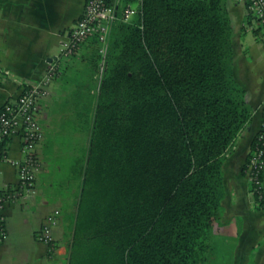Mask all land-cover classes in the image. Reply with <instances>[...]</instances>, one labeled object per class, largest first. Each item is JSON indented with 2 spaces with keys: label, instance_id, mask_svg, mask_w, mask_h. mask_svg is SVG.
Masks as SVG:
<instances>
[{
  "label": "trees",
  "instance_id": "16d2710c",
  "mask_svg": "<svg viewBox=\"0 0 264 264\" xmlns=\"http://www.w3.org/2000/svg\"><path fill=\"white\" fill-rule=\"evenodd\" d=\"M226 1L142 0L114 24L89 147L70 168L67 264L208 263L224 163L252 118Z\"/></svg>",
  "mask_w": 264,
  "mask_h": 264
},
{
  "label": "crops",
  "instance_id": "0c3cea01",
  "mask_svg": "<svg viewBox=\"0 0 264 264\" xmlns=\"http://www.w3.org/2000/svg\"><path fill=\"white\" fill-rule=\"evenodd\" d=\"M86 0H0V108L29 85L40 80L48 63L61 53V41L81 17ZM232 26L234 74L244 89L252 118L238 136L224 163L226 194L224 215L214 229L207 264H264V209L251 191L247 160L260 130L264 109V31L249 15L243 0H227ZM94 41L80 47L81 52ZM74 56L62 60V68ZM57 80L54 81L56 84ZM45 134V132H44ZM44 164L37 193L6 208L7 238L0 242V264H67L69 240L66 237L65 205L73 201L69 180L55 182L47 176ZM10 155L20 157L19 143L9 144ZM17 182L16 168L3 164L0 188ZM264 193V164L262 168ZM61 211L59 223L52 229L57 245L36 238L44 219Z\"/></svg>",
  "mask_w": 264,
  "mask_h": 264
},
{
  "label": "built area",
  "instance_id": "2783aa9c",
  "mask_svg": "<svg viewBox=\"0 0 264 264\" xmlns=\"http://www.w3.org/2000/svg\"><path fill=\"white\" fill-rule=\"evenodd\" d=\"M142 0L127 4L120 10L121 0H86L84 11L61 41V53L52 58L44 76L29 85L15 97L8 99L0 108V170L3 164L16 168L17 182L0 188V242L8 236L6 226V208L17 204L37 193L36 183L44 164L37 149L44 139V130L39 120L42 100L48 94V88L59 75L62 60L73 56L89 40L96 39L101 58L100 73L103 76L109 55V36L112 27L119 20L125 22L139 12ZM249 14L259 20L264 31V0H243ZM259 148L255 150L248 164L250 181L262 190V168L264 164V109L260 130L257 134ZM19 143L20 157L10 155V142ZM60 210L48 215L36 233V238L49 244L51 253L57 248L52 229L59 223ZM51 264V263H48Z\"/></svg>",
  "mask_w": 264,
  "mask_h": 264
},
{
  "label": "rangeland",
  "instance_id": "374dc122",
  "mask_svg": "<svg viewBox=\"0 0 264 264\" xmlns=\"http://www.w3.org/2000/svg\"><path fill=\"white\" fill-rule=\"evenodd\" d=\"M98 46L91 44L83 52L79 48L74 58L65 63L55 78L56 84H51L40 104L39 120L45 140L39 153L48 164L46 175L56 183L69 180L70 168L89 147L100 84L110 66L108 59L101 76Z\"/></svg>",
  "mask_w": 264,
  "mask_h": 264
}]
</instances>
